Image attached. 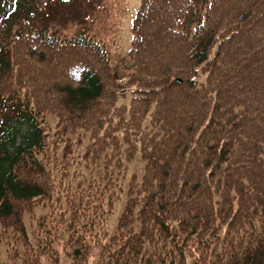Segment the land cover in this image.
Listing matches in <instances>:
<instances>
[{"label": "trees", "instance_id": "trees-1", "mask_svg": "<svg viewBox=\"0 0 264 264\" xmlns=\"http://www.w3.org/2000/svg\"><path fill=\"white\" fill-rule=\"evenodd\" d=\"M42 8L0 0V235L29 247L40 204L89 217L90 233L119 208L100 264H252L264 251V0H139L118 63L87 35L54 36ZM73 161L95 173L86 188L59 179Z\"/></svg>", "mask_w": 264, "mask_h": 264}, {"label": "rangeland", "instance_id": "rangeland-1", "mask_svg": "<svg viewBox=\"0 0 264 264\" xmlns=\"http://www.w3.org/2000/svg\"><path fill=\"white\" fill-rule=\"evenodd\" d=\"M137 8L138 0H43L47 26L52 34H56L54 36L66 39L81 33L89 35L94 41L106 47L113 63H118L129 48L130 26ZM47 122L50 136L57 138L54 121L49 119ZM140 168L141 164L136 162L131 166V171L139 174ZM94 177L95 173L84 171L76 161L71 163L63 176L59 174L63 186L71 190H75L79 184L86 188ZM59 207L56 204H40L33 213L25 217L29 247L18 246L10 236L0 235V264H22L20 255L27 248L29 251L37 250L41 254L39 258L41 264H77L72 259V253L76 249L87 252L81 264H100L103 248L116 231L120 209L109 217L107 223L101 216H97V224H100L98 230L90 233L92 230L89 217L78 220L70 214L63 215L64 208L61 213L55 210ZM72 224L78 228L77 235L65 233V228ZM83 231L89 232L84 233L86 237L84 244L79 241L80 238L83 240L81 234ZM96 232L100 233L97 238ZM45 243L49 244L47 248ZM75 243L79 245L73 247ZM250 262L264 264V251Z\"/></svg>", "mask_w": 264, "mask_h": 264}]
</instances>
